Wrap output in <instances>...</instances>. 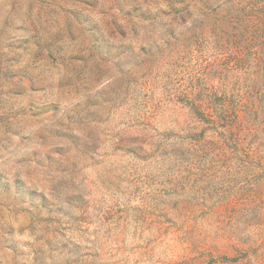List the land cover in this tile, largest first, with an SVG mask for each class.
I'll return each mask as SVG.
<instances>
[{
	"label": "rangeland",
	"instance_id": "374dc122",
	"mask_svg": "<svg viewBox=\"0 0 264 264\" xmlns=\"http://www.w3.org/2000/svg\"><path fill=\"white\" fill-rule=\"evenodd\" d=\"M0 264H264V0H0Z\"/></svg>",
	"mask_w": 264,
	"mask_h": 264
},
{
	"label": "clouds",
	"instance_id": "9594fccd",
	"mask_svg": "<svg viewBox=\"0 0 264 264\" xmlns=\"http://www.w3.org/2000/svg\"><path fill=\"white\" fill-rule=\"evenodd\" d=\"M20 239H30V237L28 236H24V237H19Z\"/></svg>",
	"mask_w": 264,
	"mask_h": 264
}]
</instances>
